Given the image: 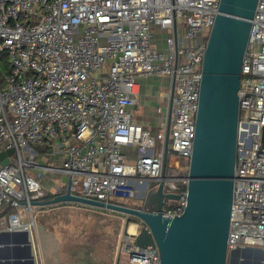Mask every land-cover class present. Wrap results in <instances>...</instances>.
<instances>
[{"label": "built area", "instance_id": "2783aa9c", "mask_svg": "<svg viewBox=\"0 0 264 264\" xmlns=\"http://www.w3.org/2000/svg\"><path fill=\"white\" fill-rule=\"evenodd\" d=\"M219 3L0 0V49L9 61L0 80V152L13 149L0 164V207L17 208L8 214L7 229L32 231L44 171L69 178L72 194L127 205L147 191V181H162L164 192L177 195L164 198L162 215L182 213L202 60ZM250 21L239 77L228 250L264 248V0H257ZM156 28L166 31L160 47ZM149 76L168 82L154 132L131 113L138 80ZM32 145L55 159L39 162ZM130 217L122 218L116 264H159L156 245L136 243L146 224Z\"/></svg>", "mask_w": 264, "mask_h": 264}, {"label": "water", "instance_id": "95a60500", "mask_svg": "<svg viewBox=\"0 0 264 264\" xmlns=\"http://www.w3.org/2000/svg\"><path fill=\"white\" fill-rule=\"evenodd\" d=\"M256 3L257 0H220L202 60L186 202L181 214L162 215L164 198L177 195L164 192L163 182L155 179L145 183L148 189L136 195L141 198L136 204L110 203L72 194L69 178L51 199L39 203L76 202L142 220L146 227L139 231L136 243L156 245L159 264H227L228 260L232 264L238 260L239 250H262L252 246L227 249L236 164L239 77ZM173 86L174 82L171 95ZM261 137L264 144V126ZM12 152L13 149L0 152L1 165L8 162ZM22 234L26 259L14 263L35 264L27 232Z\"/></svg>", "mask_w": 264, "mask_h": 264}, {"label": "crops", "instance_id": "0c3cea01", "mask_svg": "<svg viewBox=\"0 0 264 264\" xmlns=\"http://www.w3.org/2000/svg\"><path fill=\"white\" fill-rule=\"evenodd\" d=\"M145 81L146 84H143ZM167 83V79L162 76H149L138 80L136 104L131 107V113L132 116L135 114L133 117L135 121L147 129L151 127L153 132L156 130L163 107L166 105L164 92ZM145 100L151 102V105L144 107ZM149 109L154 110L155 117L152 114L149 116ZM61 176L54 178L59 179V184H56L52 177L42 180L44 194L54 196L61 187L65 186L63 183L66 177ZM53 196L46 199H51ZM46 199L36 200L34 227L31 232L7 229L6 223L10 211L0 216V261L2 264L7 261H9L8 264H15L16 260L26 259L23 255V247L26 243L23 241L22 231L27 232L35 264H116L118 254L116 234L118 232L112 233L113 235L109 232L91 234L88 232L91 227H88L89 225H86L83 220L75 221L73 217L72 219L69 217V206H60L73 202L49 205L39 203L40 200ZM2 208L5 206H1L0 209ZM11 208L14 209L13 211H17V208ZM20 217L22 222L27 219L23 214H20ZM120 218L122 219L123 216ZM123 222L125 225L124 220ZM86 226L89 228L88 230H86Z\"/></svg>", "mask_w": 264, "mask_h": 264}, {"label": "rangeland", "instance_id": "374dc122", "mask_svg": "<svg viewBox=\"0 0 264 264\" xmlns=\"http://www.w3.org/2000/svg\"><path fill=\"white\" fill-rule=\"evenodd\" d=\"M165 32L159 28L155 29L154 33V44L156 46H162V39L165 36ZM8 60V55L7 51L5 49H0V80H2L3 73H5V64ZM146 84V81L143 83ZM145 88V85L143 86V89ZM162 88V86H161ZM147 105H151V102L149 101H144L143 106L146 107ZM164 110V107H163ZM154 110L149 109V116L152 114L153 117L154 115ZM135 114L133 115V117ZM149 130L153 132V129L150 127ZM38 155L39 157H36L37 160L41 163H49L50 161H53L55 159V156L50 155L49 157L45 154L44 152V147H36V146H31ZM47 177H52V180L55 181L56 184H59V179H54L55 177H62L59 174H54L50 173L48 171H44L43 175L39 178V181L41 184H43L42 180H45ZM65 184V183H63ZM43 186V185H42ZM141 201V198L139 197H132L129 199L125 200V203L128 204H136ZM62 205H67L70 207V210L68 211L69 217H72L75 219V221H81L83 220L86 225H89L88 227H91V229L88 231L91 234L95 233H114L116 234L117 232V240H118V235L119 233L124 229V222L123 219L120 217L123 216V213H119L116 211H111L105 208H99L95 207L92 205H87V204H81V203H70V204H61ZM56 206V205H54ZM59 206V205H58ZM86 226V230H88ZM120 229V230H119ZM119 230V231H118ZM113 235V234H112ZM104 238V237H103ZM117 243V242H116ZM237 258L238 260H234L237 262V264H264V248L262 250L254 249H246V250H239L237 252Z\"/></svg>", "mask_w": 264, "mask_h": 264}, {"label": "trees", "instance_id": "16d2710c", "mask_svg": "<svg viewBox=\"0 0 264 264\" xmlns=\"http://www.w3.org/2000/svg\"><path fill=\"white\" fill-rule=\"evenodd\" d=\"M5 69H6L5 72H7L9 70V61L8 60H7L6 64H5ZM51 196H53V195L52 194H44V196H42L41 198L42 199H46V198H49ZM13 210H14L13 208H11L10 206L7 205V206H5V208L0 209V216L2 214H5L6 212H9V211L12 212ZM129 220L131 221V220H137V219L134 218V217H130Z\"/></svg>", "mask_w": 264, "mask_h": 264}, {"label": "flooded vegetation", "instance_id": "af4514ba", "mask_svg": "<svg viewBox=\"0 0 264 264\" xmlns=\"http://www.w3.org/2000/svg\"><path fill=\"white\" fill-rule=\"evenodd\" d=\"M231 262L228 260L227 264H230ZM232 264H237L234 260L232 261Z\"/></svg>", "mask_w": 264, "mask_h": 264}, {"label": "bare ground", "instance_id": "6f19581e", "mask_svg": "<svg viewBox=\"0 0 264 264\" xmlns=\"http://www.w3.org/2000/svg\"><path fill=\"white\" fill-rule=\"evenodd\" d=\"M130 230H133V225L132 224L130 225Z\"/></svg>", "mask_w": 264, "mask_h": 264}]
</instances>
